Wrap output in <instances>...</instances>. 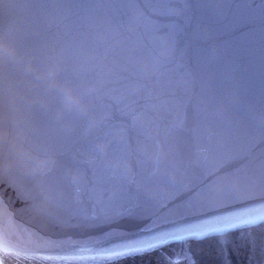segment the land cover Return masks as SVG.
Masks as SVG:
<instances>
[{"label":"water","instance_id":"obj_1","mask_svg":"<svg viewBox=\"0 0 264 264\" xmlns=\"http://www.w3.org/2000/svg\"><path fill=\"white\" fill-rule=\"evenodd\" d=\"M230 1L235 2L233 7L238 14L258 19L259 25H264V0ZM49 2L0 0V49L9 52L4 58L10 60L9 74L3 72L0 64V210H3L0 227L5 242L10 245L8 251L0 252V260L4 264H100L90 247L82 243L80 223L73 219L65 174L59 165L68 145L62 147L60 144L64 134L74 129L76 118L90 114V107L112 112L115 106L112 99L104 100L91 92L95 73L99 71L101 75L103 71L74 50L68 40L69 33L59 22L68 19L67 23H74V18L70 19L67 9L59 14L56 0H51L56 6V15L52 17L47 10ZM93 8L85 5L82 11L84 15L90 14ZM149 17L150 24L154 25L160 16L151 14ZM254 45L257 49L263 47L258 53L264 63V43L255 38ZM261 66L259 61H253L247 68L253 71ZM242 85H247V79ZM259 85H264V66L261 73L250 77V87ZM78 97H83V103L74 99ZM260 108H264V94L255 111ZM160 118L162 132L169 139L167 159L192 146L206 144L208 131L201 127L186 128L168 113H162ZM261 120L264 123V114ZM251 124L257 125V121ZM246 134L224 133L218 151H214L217 155L214 183L206 182L199 192L202 202L207 198L213 200L209 210L213 218L228 217L230 225H235L233 235H227L231 231L227 230L228 226L215 223V226L221 225V231L206 233L208 245L199 248L202 241L196 230L203 234L201 228L206 224L193 222L186 235L183 233L187 227L183 225L173 237L168 231V236L146 247L152 262L264 264L261 251L264 247V199L260 198L264 195L260 188L264 183V138ZM225 145L233 146L242 160L227 172L219 169L221 163L226 164L233 157L223 153ZM214 163L213 160V167ZM45 164L42 173L41 165ZM154 196L161 203L159 188L158 196ZM155 210L154 205L153 212ZM159 223L158 220L156 225ZM138 227L139 230L128 229L125 222L117 218L107 239L99 245L98 256L110 257L114 264L123 257L133 258L129 252V236L141 237L142 243L151 244L142 234V223ZM178 249L185 251L187 257H178Z\"/></svg>","mask_w":264,"mask_h":264},{"label":"bare ground","instance_id":"obj_2","mask_svg":"<svg viewBox=\"0 0 264 264\" xmlns=\"http://www.w3.org/2000/svg\"><path fill=\"white\" fill-rule=\"evenodd\" d=\"M56 2L58 3V12L60 14L61 11L65 10V9H69V10H74L76 8H81L82 6H84L85 4H89L91 6H93L94 8L96 7L97 4V0H56ZM47 10L48 13L53 17V15H56V6L53 5L51 3V0L49 2V5L47 6ZM43 37V34L41 33V36ZM74 50L79 53V52H83L85 50H87V45L84 44H74ZM9 52L4 49L1 48L0 49V64L2 67V70L5 74H9V70H10V60L4 58L5 55H7ZM90 65V63L88 64ZM104 71V69H102L100 72ZM99 75V71H97L95 73V77ZM93 77V76H91ZM13 106H15V104H13Z\"/></svg>","mask_w":264,"mask_h":264},{"label":"snow or ice","instance_id":"obj_3","mask_svg":"<svg viewBox=\"0 0 264 264\" xmlns=\"http://www.w3.org/2000/svg\"><path fill=\"white\" fill-rule=\"evenodd\" d=\"M46 167L45 165H41V172H44V169ZM120 194L118 198H113V197H109L107 200V204H109L110 206H122L124 204V202L127 200V195L128 193L131 191L128 187L126 183H120ZM261 188V192L264 193V183L261 184L260 186ZM223 189L220 190H216V189H212V191H221ZM179 198V196H177V199ZM261 199H264V195H262L260 197ZM3 210H0V213H2ZM261 217H257V219H260ZM230 227H235V225H230ZM10 245L8 243L5 242L4 236H3V229L2 227H0V252H5L9 250ZM0 264H4L3 260H0Z\"/></svg>","mask_w":264,"mask_h":264}]
</instances>
